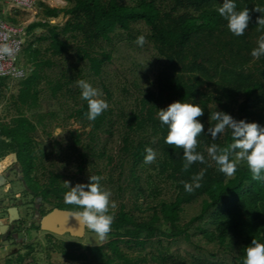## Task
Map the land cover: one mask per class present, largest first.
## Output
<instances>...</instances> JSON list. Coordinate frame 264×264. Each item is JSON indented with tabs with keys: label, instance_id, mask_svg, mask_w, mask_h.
I'll use <instances>...</instances> for the list:
<instances>
[{
	"label": "trees",
	"instance_id": "16d2710c",
	"mask_svg": "<svg viewBox=\"0 0 264 264\" xmlns=\"http://www.w3.org/2000/svg\"><path fill=\"white\" fill-rule=\"evenodd\" d=\"M71 6L61 10L51 9L44 4L40 7L46 18H57L59 14L68 17L60 28L49 23H35L28 27L30 32L44 28L47 36L37 40L48 42L46 52L53 57H62L71 51L70 40L76 41V57L87 62L94 76H100L111 54L105 51L102 43L109 44L119 31L128 33L133 24L143 23L148 27L156 54L163 58L164 66L159 74L158 92H147L139 102L138 112H129L126 117L127 129L123 138V149H132L133 169L144 162L146 151L139 142L131 144L129 131L133 124L140 128H149L157 139L160 159V171L166 174L174 188L172 200L162 202L151 209L148 218L138 219L122 206L114 215L111 230L105 245L89 247L85 250L95 254L107 251V262L120 260L129 264L121 246L144 250L147 245L166 239L169 243L178 238L190 240L187 232L190 226L207 220L205 227H196L198 233L207 242L214 244L217 250L231 256L233 264H244L245 248L251 246L253 239L264 243V182L252 179L246 164L241 162L233 176H227L218 170L217 164L209 157L208 148L216 144L226 147L231 142V130L219 134L215 139L207 134L214 126L211 119L214 111H223L236 120L256 122L264 126V57L255 59L251 51L257 47V40L264 33V25L257 24L259 17L264 18V0H235L237 10L248 8L250 22L243 36L233 35L227 28V21L219 15L218 8L223 0H69ZM259 9L260 11H256ZM81 40V41H79ZM27 49L29 61L34 65L32 73L20 81L18 102L27 105L37 101V83L39 70L50 63L39 61L41 51ZM4 81H0V99ZM62 89L60 83L52 88L53 93ZM107 92V90H105ZM108 93V92H107ZM174 101L199 105L204 115L197 118L204 124L205 133L197 137V151L205 163H193L184 169L183 149L165 143L167 126L161 124L158 110L166 108ZM88 104L77 103L71 116L83 118L84 125L91 127V139L101 131L106 123H111L110 110L104 111L94 121L87 119ZM36 127L26 118L18 117L10 125H0V158L6 154H16V164L23 173V179L30 185L35 196H40L52 209L41 210V217L53 209L76 212L75 205L64 202L67 192L60 183V176L51 174L45 186L39 185L32 177L36 169L32 134ZM104 132L111 135V128ZM143 141V140H142ZM75 142L78 140L75 138ZM201 169L205 170L199 188L185 191L182 182L193 183L192 178ZM134 170L133 180L137 181ZM142 191L138 187V192ZM200 200L201 207L197 216L187 225L181 226L183 208ZM137 209V204H135ZM39 229V226L37 227ZM74 248L80 245L73 243ZM70 261L86 260V254L62 252ZM162 261L167 257L158 253ZM18 264H27L23 257L17 258ZM193 264H213L208 257H194ZM217 264H225L218 262Z\"/></svg>",
	"mask_w": 264,
	"mask_h": 264
},
{
	"label": "rangeland",
	"instance_id": "374dc122",
	"mask_svg": "<svg viewBox=\"0 0 264 264\" xmlns=\"http://www.w3.org/2000/svg\"><path fill=\"white\" fill-rule=\"evenodd\" d=\"M44 4L51 9H64L71 6L69 0H36L34 9H39ZM68 20L62 13L58 18L50 19L51 25L60 28ZM47 34V30L40 29ZM144 36L142 46L137 45L136 38ZM150 32L143 23L132 25L128 33L119 31L109 44L102 43L105 51L111 54V61L105 63L102 74L94 76L89 70L87 62L79 61L76 57V41L70 40L71 51L62 57H53L46 52L48 42H39L29 38L25 40L21 56V64L24 68L34 69L29 61L27 49L31 44L33 48L40 49L39 61L50 65H44L39 70L40 80L37 83V101L27 105L18 102L20 82L5 81L0 99V125H10L18 117L26 118L35 127L32 134L34 155L36 157V169L32 173L35 181L45 186L52 175L60 176L59 183L64 186L68 181L71 185L87 183L89 176L101 177L102 187L111 193L110 204L116 207L110 211L116 213L122 206L130 211L138 219L148 218L151 209L162 202L172 200L174 188L166 174L161 173L158 160L157 139L151 135L149 128H140L133 124V130L129 131L131 144L139 142L151 143L144 148H152L156 153V159L151 164L142 162L137 169H133L134 158L132 149H123V138L127 128L126 117L129 112H138L139 102L147 92H158V79L164 60L156 54L152 43L149 41ZM81 41V40H79ZM84 80L100 92L113 114L111 123H106L104 128L91 139V127L84 125L83 118L71 116V112L77 108V103H82L79 81ZM60 83L62 89L53 93L52 88ZM107 90V92L105 91ZM111 128V135L104 130ZM77 138L78 142H75ZM3 140L0 138V141ZM143 140V141H142ZM14 153H7L0 158V181L9 183L10 195L2 193L0 198L17 196L12 205L19 208L21 223L17 226V237L9 238V250L6 258L10 264H18L17 258L23 257L27 264H125L120 260L107 262L110 257L106 250L101 254L86 251L89 247L105 245L109 239L106 235L101 239L95 232L86 228L85 235L81 239L62 236L38 229L41 219V210L48 212L52 207L44 203L40 196H34L23 173L14 163ZM134 170L137 181L131 177ZM138 187L142 191L138 192ZM64 197V196H63ZM65 202V201H64ZM137 204V209L135 208ZM201 207L200 200L184 206L181 214V226L187 225L189 220L198 215ZM207 220L194 223L188 233L190 240L178 238L174 242L162 239L146 246L144 250L131 249L122 245V251L129 260V264H193L194 257L206 256L217 264H233L231 256L217 250L214 244L207 242L198 233L196 227H205ZM76 243L80 248L70 245ZM74 252L86 254L87 259L82 261H70L62 252ZM172 257L166 261L161 256Z\"/></svg>",
	"mask_w": 264,
	"mask_h": 264
},
{
	"label": "clouds",
	"instance_id": "9594fccd",
	"mask_svg": "<svg viewBox=\"0 0 264 264\" xmlns=\"http://www.w3.org/2000/svg\"><path fill=\"white\" fill-rule=\"evenodd\" d=\"M218 12L227 21V28L233 35H244L250 22L247 7L238 11L235 0H223ZM257 24L264 25V18L259 17ZM144 42V36L136 38L137 45L142 46ZM0 53L11 56L14 49L7 44L0 45ZM250 54L257 60L264 57V33L259 35L257 47L252 49ZM79 87L82 90V100L88 104L87 119L94 121L109 105L99 98L100 92L88 82L79 81ZM203 115L204 111L199 105L181 101H174L166 108L158 110V118L168 130L165 143L183 149L185 170L193 163H205L204 156L196 150L197 137L205 133L204 124L197 119ZM211 119L215 124L207 129V134L213 139L226 130H231V142L226 147L220 148L213 144L207 150L218 170L227 176H233L237 166L243 162L251 172L253 180L264 182V126L256 122L236 120L223 111H214ZM145 151L144 163L151 164L157 153L150 147ZM204 174L205 170L201 169L192 178L193 183L182 182L185 191L190 193L193 187L199 188V181L203 179ZM100 180L99 176H89L87 183H77L74 186L65 181L64 186L69 190L64 194V201L66 204L77 206L79 210L74 212V216L78 222L103 239L110 232L114 220V215L109 214V209L115 208L116 205L114 202L110 204L111 193L102 187ZM244 264H264V243L256 239L251 241V246L245 248Z\"/></svg>",
	"mask_w": 264,
	"mask_h": 264
},
{
	"label": "crops",
	"instance_id": "0c3cea01",
	"mask_svg": "<svg viewBox=\"0 0 264 264\" xmlns=\"http://www.w3.org/2000/svg\"><path fill=\"white\" fill-rule=\"evenodd\" d=\"M0 11H1V18L4 21L12 25L22 26L25 29V40L29 38L33 39V36H35L33 40H40L41 38L46 37L47 34L46 35L38 34L41 33L39 32L40 29H44V28H38L30 32L28 30V27L31 24H35V23L51 24L50 19H53V18H46L44 16V12L42 11L41 7L37 10L34 8H32L31 10H24L9 4L5 0L1 2ZM0 81H4L5 83V81L8 80H0ZM2 139L4 138L2 137ZM14 163H16L15 160ZM4 169L5 167H2L0 172L3 173ZM10 186L11 185L9 183H5V180H3V182L0 181V187L3 190L2 193L5 195L7 194L6 196L10 195ZM15 199H18L17 196H13L12 198L8 197V199L0 198V264H10V261L9 259L6 258V255H8L9 253L8 239L11 238L10 235L12 231L10 228L9 217L7 212L9 208L15 206V204L12 205V201Z\"/></svg>",
	"mask_w": 264,
	"mask_h": 264
},
{
	"label": "built area",
	"instance_id": "2783aa9c",
	"mask_svg": "<svg viewBox=\"0 0 264 264\" xmlns=\"http://www.w3.org/2000/svg\"><path fill=\"white\" fill-rule=\"evenodd\" d=\"M4 0H0L1 2ZM9 4L24 10H31L36 0H5ZM25 43V29L7 23L1 18L0 11V45L7 44L14 49L11 56L0 53V80L20 82L25 80L31 73V68H24L21 65V56Z\"/></svg>",
	"mask_w": 264,
	"mask_h": 264
},
{
	"label": "water",
	"instance_id": "95a60500",
	"mask_svg": "<svg viewBox=\"0 0 264 264\" xmlns=\"http://www.w3.org/2000/svg\"><path fill=\"white\" fill-rule=\"evenodd\" d=\"M16 162V154L12 155ZM9 224L20 220L18 209L13 207L8 210ZM40 230L51 233L53 235L62 236L68 234L72 238L81 239L85 235L87 227L82 226L74 212L53 209L46 216L42 217L39 222Z\"/></svg>",
	"mask_w": 264,
	"mask_h": 264
},
{
	"label": "flooded vegetation",
	"instance_id": "af4514ba",
	"mask_svg": "<svg viewBox=\"0 0 264 264\" xmlns=\"http://www.w3.org/2000/svg\"><path fill=\"white\" fill-rule=\"evenodd\" d=\"M33 192V191H32ZM33 195H34V193H33ZM35 196V195H34ZM13 207H15V208H17L18 210H19V208H18V206H12L11 208H13ZM10 209V208H9ZM8 209V210H9ZM18 213H19V211H18ZM7 214H8V217H9V213L7 212ZM40 214H41V212H40ZM20 216V215H19ZM42 218V217H41ZM19 223H21V218H20V220L19 221H17V222H14V223H12L11 225H10V228H11V231H12V233H11V237L12 238H15L16 236H18V234H17V232H16V229H17V226L19 225ZM39 229H40V227H39Z\"/></svg>",
	"mask_w": 264,
	"mask_h": 264
}]
</instances>
